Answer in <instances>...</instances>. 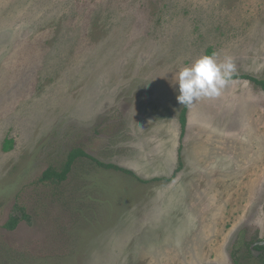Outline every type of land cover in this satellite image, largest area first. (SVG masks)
I'll use <instances>...</instances> for the list:
<instances>
[{
    "label": "rangeland",
    "instance_id": "rangeland-1",
    "mask_svg": "<svg viewBox=\"0 0 264 264\" xmlns=\"http://www.w3.org/2000/svg\"><path fill=\"white\" fill-rule=\"evenodd\" d=\"M212 54L264 82V0H0V264H264V91L235 79L181 131L176 72ZM139 137L158 179L181 147L173 181L87 157L39 181Z\"/></svg>",
    "mask_w": 264,
    "mask_h": 264
},
{
    "label": "clouds",
    "instance_id": "clouds-1",
    "mask_svg": "<svg viewBox=\"0 0 264 264\" xmlns=\"http://www.w3.org/2000/svg\"><path fill=\"white\" fill-rule=\"evenodd\" d=\"M233 72L230 59L220 63L215 54L202 55L176 72L173 83L179 93L176 99L182 105L191 106L201 98L217 96L229 83Z\"/></svg>",
    "mask_w": 264,
    "mask_h": 264
},
{
    "label": "trees",
    "instance_id": "trees-1",
    "mask_svg": "<svg viewBox=\"0 0 264 264\" xmlns=\"http://www.w3.org/2000/svg\"><path fill=\"white\" fill-rule=\"evenodd\" d=\"M235 79H239V80H247L253 84H256L257 86L261 87V89L264 91V82L257 80L253 77H249L246 75H231L229 82L235 80ZM186 111H187V106H183V109L180 113L179 116V122H180V126H181V131L183 133L185 127H186ZM13 146V141L11 139H6L3 142L2 145V150L4 152H8ZM79 157H87L89 159H91L92 161L96 162V164L104 169H112L115 171H119L122 173H125L126 175H129L135 179H137L140 182L146 183L147 181L141 180L139 178H137V176L131 172L130 170L121 168L119 166L113 165V164H105V163H101L99 161H96L95 159L91 158L90 156H88L85 152H83L80 149H75L72 150L68 156L66 161L64 162V164L62 165V167L60 168V170H55L52 168H48L47 170H45L41 176V178L39 179V181L41 183H45V182H50L52 184L55 185H60L61 183H63L68 175L71 172L72 166L74 164V162L79 158ZM182 169V163H181V159L180 157L178 158V167L176 168L174 174L170 177V178H162L161 180L164 181H173L176 177V175L181 171ZM159 181L160 179H152L150 181ZM24 217V216H22ZM22 217L20 216H11L8 221L4 224V229L9 230V231H13L16 229L18 223L20 222V220L22 219ZM257 249H261L263 250V254L261 256V260L264 263V248L263 247H257ZM250 255H251V251H249Z\"/></svg>",
    "mask_w": 264,
    "mask_h": 264
},
{
    "label": "crops",
    "instance_id": "crops-1",
    "mask_svg": "<svg viewBox=\"0 0 264 264\" xmlns=\"http://www.w3.org/2000/svg\"><path fill=\"white\" fill-rule=\"evenodd\" d=\"M139 139L141 140L142 144L141 145H137L136 148L132 147V151H128L130 153V157H132V158L127 159L126 161H124L125 164L123 165V168L127 169V170H130L131 172L135 173L138 177H139V175L145 176V177L150 176V177H148V178H150V180L152 178L153 179H158V177H168V176L164 175V171L150 170V167L152 168L154 166V164L158 165V162H159L160 158L163 159L164 152H165L164 151L165 144L163 143L160 146H157L154 150H152L153 157H152V160H150L148 158V156H147L148 154L144 153V147L148 146L146 144V139H142V137H139ZM129 149H131V148L129 147ZM180 149H181V147L178 146L177 153L175 152V157H178V158L180 157L181 163H182V157L180 155ZM172 157H173L172 160H174V164H172V163L168 164V168H173L172 172L170 174L171 176L174 174L176 168L178 167L177 166L178 158H175L174 156H172ZM140 162H141V164H140ZM116 166H118V165H116ZM145 177H139V178H143L144 179ZM155 177H157V178H155Z\"/></svg>",
    "mask_w": 264,
    "mask_h": 264
},
{
    "label": "water",
    "instance_id": "water-1",
    "mask_svg": "<svg viewBox=\"0 0 264 264\" xmlns=\"http://www.w3.org/2000/svg\"><path fill=\"white\" fill-rule=\"evenodd\" d=\"M255 246H260V247H263L264 248V240L263 241H259V242H255L252 246H251V251H252V255L257 257L258 256V252H256L253 248Z\"/></svg>",
    "mask_w": 264,
    "mask_h": 264
},
{
    "label": "flooded vegetation",
    "instance_id": "flooded-vegetation-1",
    "mask_svg": "<svg viewBox=\"0 0 264 264\" xmlns=\"http://www.w3.org/2000/svg\"><path fill=\"white\" fill-rule=\"evenodd\" d=\"M252 246V245H251ZM251 246H250V248H249V251H251ZM257 247H260V246H255L253 249L256 251V252H258V255L259 254H261V253H263V250H261V249H257ZM253 253H252V251H251V255H252Z\"/></svg>",
    "mask_w": 264,
    "mask_h": 264
}]
</instances>
